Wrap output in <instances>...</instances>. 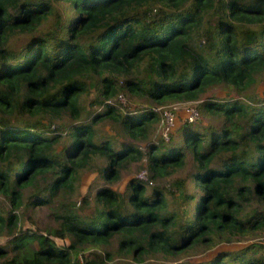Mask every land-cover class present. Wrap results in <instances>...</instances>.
<instances>
[{
    "label": "trees",
    "instance_id": "obj_1",
    "mask_svg": "<svg viewBox=\"0 0 264 264\" xmlns=\"http://www.w3.org/2000/svg\"><path fill=\"white\" fill-rule=\"evenodd\" d=\"M263 80L264 0H0V264H264ZM219 87L231 99L203 97ZM168 101L215 124L156 146ZM143 157L149 181L99 182Z\"/></svg>",
    "mask_w": 264,
    "mask_h": 264
},
{
    "label": "rangeland",
    "instance_id": "obj_2",
    "mask_svg": "<svg viewBox=\"0 0 264 264\" xmlns=\"http://www.w3.org/2000/svg\"><path fill=\"white\" fill-rule=\"evenodd\" d=\"M250 96L251 98H255V99H260L263 95H264V80L260 83H256L254 86H252L250 89ZM231 95H229L228 90H226L225 88H216L213 90H209L208 92H206L203 97H212V98H216L219 99L221 101H225V100H229L231 99L230 97ZM123 97V96H122ZM123 101L125 104L128 103V100L123 97ZM199 101H196V103H198ZM184 102H178V101H168L166 102L164 105H160L162 107H167L170 106L173 109V111L176 112L175 116V123L173 125V131L171 132V138H173L174 140H180L181 141V132H180V127H181V123L183 122V116H184V105L182 104ZM152 106V105H151ZM154 106V105H153ZM154 107H159V106H154ZM209 122H211L212 124H215V118L211 117L209 115H205V116H201L200 120L198 122H196L197 125L200 126H206L209 124ZM104 130H107L109 133H111V130H108V128L105 126ZM159 127H158V121L156 123H154L152 125V128L149 132V139L147 141L151 142L154 145H158V141H160L161 137L159 135ZM126 139L124 138H117V142L120 141L122 143H124ZM135 144L140 148V150H145V142H135ZM119 148V145H117ZM192 161L189 155H186V157L184 158V163L183 165H181L177 160L176 161H172V162H168L166 163V175L164 174V176L162 177V179H157L155 180L156 183H158V185H167L170 180L174 179V178H181L184 177L190 170ZM145 166V157L141 158L140 161H132L130 163H128V165H126L125 168H123L120 171V178L114 182H109V183H105L102 180H99L100 183L102 184H107L110 185L111 188L117 190V191H123L125 188V185L127 183V181L129 180V178L131 177H137L139 172L144 168ZM97 176V172L96 171H92V172H84L81 175V179H80V186H79V192L81 195H86L87 193H89V199L92 197L93 195V189H89L91 188V183L92 180ZM138 178V177H137ZM149 181V180H146ZM155 183V182H154ZM0 202H1V198H0ZM79 196L78 198L75 199V206L78 207L80 206L79 204ZM22 210V209H21ZM31 213V219L35 222V227L37 228H46V227H51L53 226V219H52V209L50 205H41V206H37L34 211L30 212ZM22 225L24 227H31L32 228V224L30 223L29 220H27L26 218L23 219L22 221ZM34 227V225H33ZM261 239L264 240V237H260L258 238V240L260 241ZM58 243H60L59 241H57ZM68 242V241H66ZM116 245V240L115 239H111L110 244L107 246V250L110 252H113L114 248ZM233 248H237L238 245H231ZM242 245H239V247ZM230 247H227V249H229ZM257 255V254H255ZM202 256H199V258H197L198 260H201ZM196 259V260H197ZM203 260V258H202Z\"/></svg>",
    "mask_w": 264,
    "mask_h": 264
},
{
    "label": "built area",
    "instance_id": "obj_3",
    "mask_svg": "<svg viewBox=\"0 0 264 264\" xmlns=\"http://www.w3.org/2000/svg\"><path fill=\"white\" fill-rule=\"evenodd\" d=\"M124 100L122 96H119V102H121L123 105L125 104L122 101ZM182 104H185L183 109H184V116H183V121L187 123H195L199 120V114L198 110L196 108V102H184ZM175 108V107H174ZM172 107L167 106V107H156L155 112L158 115V127H159V135L161 139L167 140L168 136L171 134L173 131V125L175 123L176 119V112L173 111ZM139 179L146 181L148 180V173L146 168L144 167L138 174L137 176ZM261 242L264 244V240L261 239Z\"/></svg>",
    "mask_w": 264,
    "mask_h": 264
}]
</instances>
